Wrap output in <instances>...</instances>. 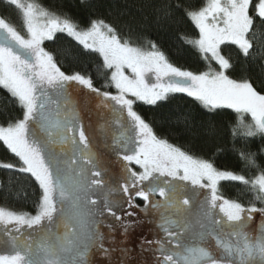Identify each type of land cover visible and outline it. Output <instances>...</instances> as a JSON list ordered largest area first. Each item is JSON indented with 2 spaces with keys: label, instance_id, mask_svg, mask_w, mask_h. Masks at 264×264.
Segmentation results:
<instances>
[{
  "label": "snow or ice",
  "instance_id": "snow-or-ice-1",
  "mask_svg": "<svg viewBox=\"0 0 264 264\" xmlns=\"http://www.w3.org/2000/svg\"><path fill=\"white\" fill-rule=\"evenodd\" d=\"M113 5L127 18L121 28L94 13L81 27L34 0H0L20 15L17 27L0 14V145L15 158L0 169L16 177L0 189L19 198L23 181L37 196L34 214L0 206V264H264V206L255 203L264 205V169L251 179L220 170L162 138L135 110L182 93L210 117L234 113V138L264 136V42L255 39L264 33V0H147L136 12ZM185 19L199 33L185 42L207 62L199 73L174 66L147 35ZM58 34L102 58L110 75L100 87L87 68L75 70L81 52L66 50L73 70L65 71L46 50ZM100 144L120 162L118 177L107 176ZM240 156L259 167L254 153ZM221 182L246 186L253 201L225 197ZM138 213L155 228L139 253L127 243L143 222L133 219Z\"/></svg>",
  "mask_w": 264,
  "mask_h": 264
},
{
  "label": "trees",
  "instance_id": "trees-1",
  "mask_svg": "<svg viewBox=\"0 0 264 264\" xmlns=\"http://www.w3.org/2000/svg\"><path fill=\"white\" fill-rule=\"evenodd\" d=\"M43 8L57 14H67L75 22L84 26L90 13L102 17L112 22L118 28L124 24L125 18H121L115 9V6L109 7L113 0H89L95 7H84L81 0H34ZM127 2L128 6L136 12L137 6L146 3L147 0H119L123 5ZM189 3L203 5L205 0H189ZM0 14L4 15L9 22L15 26L20 25V15L14 9H0ZM124 34V33H122ZM148 37L153 39L174 66L183 70H189L196 73L207 70V62L203 60L198 50L191 44L186 43V39H197L198 30L191 21L185 19L177 24H165L159 28H152L147 33ZM256 42H264V33L257 32ZM137 46L142 45V41H133ZM46 50L50 51L54 58L62 65V70H73L72 58L66 50L70 47L76 52H81L80 64L75 70L87 68L94 78L97 87H100L110 72L103 68L102 58L98 54H83L74 41L64 34H58L53 41H45ZM234 46L225 47V53H233ZM258 54L264 55V51L258 48ZM264 62V61H262ZM213 67H216L213 64ZM233 78H238L239 73H230ZM264 79V77H262ZM259 87L260 81H257ZM111 91H115L111 89ZM5 102V93L0 90V107ZM135 110L138 111L161 135L170 143L181 146L184 150L198 158L210 159L220 170H230L237 174H243L251 179L258 175L260 170L264 169V136L257 135L252 138L243 137L239 132L235 138L232 128L236 123V116L230 110H221L220 115L215 118L207 114V110L193 98L186 94H170L169 98L161 102L159 106H151L137 102ZM248 117H245V123ZM222 150L217 152V147ZM251 152L255 154V160L258 168L248 167L241 159L240 151ZM0 162H15L12 154L0 145ZM16 179L14 174L0 169V185H7L9 180ZM26 188V191L20 192L19 198L5 197L3 190L0 189V206L10 210L29 211L34 214L35 201L37 196L32 194V187L26 182L18 181ZM221 192L227 198L238 199L248 204L253 201V193L244 185L238 182H221ZM27 197V199H25ZM140 203V201H137ZM257 207L264 205L255 201Z\"/></svg>",
  "mask_w": 264,
  "mask_h": 264
},
{
  "label": "rangeland",
  "instance_id": "rangeland-1",
  "mask_svg": "<svg viewBox=\"0 0 264 264\" xmlns=\"http://www.w3.org/2000/svg\"><path fill=\"white\" fill-rule=\"evenodd\" d=\"M86 123H88L87 120ZM91 123L93 127L96 126L97 118L95 116H92ZM247 123H251L250 117H248ZM100 150L102 152H105V166L108 168L107 176L118 177L120 172V162L118 161V159L114 154H112L110 151H106L103 148L102 144H100ZM140 204L142 205V201H140ZM133 219L134 220L139 219L143 222L134 226V228L130 231L129 236L127 237V243L129 247H131L133 244L137 245L136 251L137 253H139L138 245L141 241V238L142 237L153 238L155 235V228L151 223H149V218L144 217L143 213H138V217H134ZM96 259L100 260L102 258L97 257Z\"/></svg>",
  "mask_w": 264,
  "mask_h": 264
}]
</instances>
